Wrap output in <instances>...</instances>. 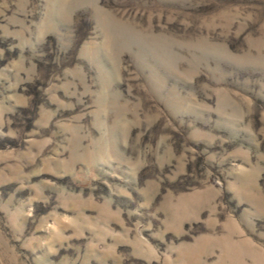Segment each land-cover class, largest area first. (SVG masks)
<instances>
[{"label":"rangeland","instance_id":"rangeland-1","mask_svg":"<svg viewBox=\"0 0 264 264\" xmlns=\"http://www.w3.org/2000/svg\"><path fill=\"white\" fill-rule=\"evenodd\" d=\"M0 264H264V0H0Z\"/></svg>","mask_w":264,"mask_h":264}]
</instances>
